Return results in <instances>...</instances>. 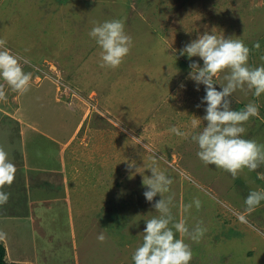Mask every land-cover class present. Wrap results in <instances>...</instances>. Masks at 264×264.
Wrapping results in <instances>:
<instances>
[{
	"label": "rangeland",
	"instance_id": "obj_1",
	"mask_svg": "<svg viewBox=\"0 0 264 264\" xmlns=\"http://www.w3.org/2000/svg\"><path fill=\"white\" fill-rule=\"evenodd\" d=\"M111 19L124 20L133 45L119 67L106 69L88 33L93 20ZM212 31L241 39L250 49V67L264 65V0H0V39L29 61L21 64L32 73L28 92L6 86L7 99L0 101V146L16 167L13 183L0 189L9 194L0 205L6 264H38L35 246L50 264H134L145 220L159 215L152 206L159 194L152 203L143 196V177L151 175L144 168L153 152L173 179L164 194L173 196V223L184 220L191 230L202 222L207 229L199 243L185 238L193 253L189 264H264V201L251 214L244 205L250 190L264 189V163L234 179L205 166L191 140L206 125V104L196 107L205 91L203 85L196 91L188 79L191 61L179 49ZM257 42L259 50L253 48ZM191 60L203 66L199 57ZM224 75L215 80L218 91ZM231 100L237 111L256 103L258 115L244 125L243 138L264 144V94L255 98L237 90ZM172 126L186 136L170 133ZM52 136L59 144L66 141L65 171L52 162L58 157L55 139H46ZM132 161L137 172L126 170ZM59 172L66 173L60 184L64 180L72 198L87 207L81 227L68 204L58 209ZM194 198L202 206L184 213ZM112 210L127 214L123 230L113 229L112 216L108 222ZM100 232L107 237L103 243Z\"/></svg>",
	"mask_w": 264,
	"mask_h": 264
},
{
	"label": "clouds",
	"instance_id": "obj_2",
	"mask_svg": "<svg viewBox=\"0 0 264 264\" xmlns=\"http://www.w3.org/2000/svg\"><path fill=\"white\" fill-rule=\"evenodd\" d=\"M91 23L93 27L88 36L99 49V66L106 69L119 67L133 45L132 38L125 32L124 20H93ZM6 44L5 39H0V101L7 99L6 86L12 92L23 95L29 91L32 80V73L25 72L21 64V61H29L12 53L5 47ZM253 48L259 50V43H255ZM249 53L250 49L241 39L225 38L213 31L198 35L179 49V56H186L191 61L188 79L194 82L196 91H199L200 85L204 86L205 91L196 107L206 104L205 115L202 117L206 125L202 131L191 136V140L198 146L197 156L205 166L214 165L216 169L229 173L234 179L245 169L252 172L264 163V144L243 138L246 133L244 125L251 117L258 115V106L249 102L239 111L231 106L232 94L237 90L250 92L255 98L264 94V65L250 67ZM192 57H199L203 66L191 60ZM261 59L264 60V56ZM221 73H225L223 80L226 83L220 85L222 90L218 91L214 85L217 84L215 80ZM179 86L183 88L184 84ZM169 132L180 137L186 136L175 126H172ZM156 153L153 152L149 157L151 165L144 168L150 170L151 175L144 176L142 184L146 188L143 192L146 202L152 203L157 194L161 197L152 205L159 215L145 220L143 242L133 252L132 261L134 264H189L193 253L190 246L184 242L185 238L199 243L207 229L202 227V222L191 230L184 220L173 223L170 210L173 196L164 197L165 193L170 192L173 179L160 170L161 155L157 156ZM133 168L137 172L134 161L128 162L126 170ZM15 173L16 167L9 159L8 151L0 146V189L13 183ZM8 199L9 194L0 191V205L6 204ZM262 201L264 189L250 190L244 200L246 213L251 214ZM193 206L197 210L200 209L202 205L199 198H194L191 203L184 205V213H189ZM239 220L247 223L246 215H241ZM177 233L180 238H176ZM5 235L0 232V237ZM106 239L103 232L97 236L101 243Z\"/></svg>",
	"mask_w": 264,
	"mask_h": 264
},
{
	"label": "crops",
	"instance_id": "obj_3",
	"mask_svg": "<svg viewBox=\"0 0 264 264\" xmlns=\"http://www.w3.org/2000/svg\"><path fill=\"white\" fill-rule=\"evenodd\" d=\"M54 103H59V100L57 101V102H55L54 101ZM49 129H51V128H49ZM48 129V130H49ZM53 129V128H52ZM29 130H30V128H29ZM31 131V130H30ZM35 131V130H34ZM33 131V132H34ZM53 133H54V131H53ZM40 135V137H42V138H44V136H42L41 134H39ZM18 136H19V134H18ZM53 138L55 139V141H56V138H55V136H52L51 138H46L48 141H50L51 140V142L52 141H54L53 140ZM19 139L20 138H17V140L19 141ZM52 142L55 146H56V150H55V155H57L58 157L57 158H55V157H53V158H55V160H52V162H54L55 163V165H57L58 166V169L59 170H64L65 171V169H64V166H63V154H64V150H62L61 149V146L62 145H65L66 144V141L64 142V143H62V144H59V143H57V141L56 142ZM21 160L23 161V158H21ZM24 162V161H23ZM22 166H23V169L25 170V168H24V163H22ZM33 170H35V171H37L36 169H33ZM33 170H31V169H28V171H30L31 173L33 172ZM48 172H50V173H54L52 170H48ZM63 175L61 176L60 175V172H59V175L57 174V178H59V181H56V191H58L59 192V194H60V196H61V199L60 198H58V200L57 201H60V200H62V203L58 206V209H61L62 207H61V205H64V204H68V206L70 207V210L71 209H73L74 210V220L76 221L74 224H76V226L78 227H81V225H83L82 224V219H83V217L85 216V214L83 213V212H85V211H87V207L85 206H83L82 205V203L79 201V200H77V199H73L72 198V196H71V192H68V187H67V185H64V183H65V181L63 180L62 182H61V184H60V180L62 179V178H64V177H66L65 176V172L63 173V172H61ZM50 179H53V178H50ZM50 182H52V181H50ZM50 182H48V184L49 185H51V183ZM51 186H54V183H53V185H51ZM33 203H37V202H33ZM78 203H79V206H78ZM68 206H66V207H68ZM68 207V208H69ZM78 208H80L81 210H83L82 212H80L81 214H79V215H75V214H77L78 212H77V210H78ZM47 210H48V208H47ZM50 211H52V213L54 214L55 213V209L54 210H50ZM219 215H222V213H221V211H220V213H218ZM64 215V213H63V211L61 212V213H56V215H55V217H54V220H56V219H58L60 216L62 217ZM224 221V220H223ZM223 221H222V224H223ZM225 223V222H224ZM75 226V227H76ZM100 227V226H99ZM98 227V228H99ZM40 241V238H37V242H39ZM36 262L38 263V264H50V262L49 261H47V258H46V256H44V257H40L39 255L38 256H36Z\"/></svg>",
	"mask_w": 264,
	"mask_h": 264
},
{
	"label": "trees",
	"instance_id": "obj_4",
	"mask_svg": "<svg viewBox=\"0 0 264 264\" xmlns=\"http://www.w3.org/2000/svg\"><path fill=\"white\" fill-rule=\"evenodd\" d=\"M110 211H111V209H110ZM114 211H116V210H112V214H106L105 213L106 216H107V220L109 222L110 221L109 218L112 216V218L116 219V220L113 219L114 220V222H113L114 223L113 224V229L115 230V229H119L120 228V229L123 230L124 224H122L121 221L124 220V219H126L125 216L127 214H125V211H123V210L120 213H118V214L115 213ZM41 219H42V216H41ZM121 226H123V227H121ZM100 227H102V226H100ZM35 248H37V250H36V252H37L36 256H38V252L40 251L41 247L40 246H35ZM4 255H5V250H4L3 245L0 243V264H6V262L4 261Z\"/></svg>",
	"mask_w": 264,
	"mask_h": 264
}]
</instances>
